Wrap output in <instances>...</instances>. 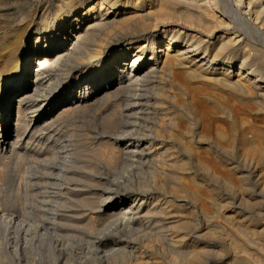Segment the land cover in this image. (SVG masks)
I'll return each instance as SVG.
<instances>
[{
	"label": "bare ground",
	"instance_id": "6f19581e",
	"mask_svg": "<svg viewBox=\"0 0 264 264\" xmlns=\"http://www.w3.org/2000/svg\"><path fill=\"white\" fill-rule=\"evenodd\" d=\"M220 1L9 0L8 3L6 2L3 13L7 20L0 26V151H10V160L14 157L17 159L21 146L30 143L38 134V137L54 135L53 132L57 129L55 125L64 118L73 117L75 113L77 115L83 113L96 105L123 101L125 97L120 98L122 95L127 93L129 96L128 92H137L141 87L152 82L157 83L155 87L157 91L155 96L147 98L138 96V93L130 96L131 98L126 97L124 101H127V113L123 115L120 113L122 116L119 118L111 115L106 117L103 115L104 118H101L100 124L104 134L102 137L103 139L108 137L109 140L100 143L98 158L112 166L120 154V157L122 155L125 159L128 158L130 163L137 161L136 167L148 168L147 171L143 169L140 171L138 185L135 183L137 186L134 187L131 184L132 187L125 189L124 191L128 192L127 196L115 191L118 190L116 187L114 191L106 192L108 185V187L105 185V190L100 189L101 185H98L96 190L103 191L105 195L109 193L106 197L104 194L100 196L99 206L95 203L96 196L94 197L93 193V195L87 194L89 190L95 188L92 184L96 183L95 175L91 174L87 163L79 165L81 162L78 163L77 160L75 162L69 160V163H54L62 156L58 150L59 156L55 153L50 155L47 161L49 163L43 166V174L30 186L33 189L30 192L23 191L24 203H21L26 204L27 209L18 212L10 208V212L5 214L0 208V264H30L31 258L37 254L41 259L40 252H44L46 242L59 243L55 239L56 236H61L63 239L61 244L59 243L61 248L56 251L55 248L53 251L55 259L59 258L58 264L62 260L72 262L76 259L74 253L70 252V247L81 241L89 242L92 248L97 250L110 247L106 248L108 252H105V255L98 252L99 258L94 257L97 262L94 260L91 263L86 260L87 263L82 264L209 263L210 258L208 261L205 256L217 248L215 242L204 240L203 233L206 229L209 232L216 230V217L220 216L216 208L220 206L225 208V203L222 202L227 203L230 199L235 210L233 209V214L229 213V215L222 213L224 214L222 220L226 218L225 222L230 219L238 223L240 222L238 217L241 216L240 199L234 194L231 195V192L228 193L230 194L228 197H219L220 194H217L216 179L220 180L223 177L217 170L218 163L228 166L229 175L223 178L224 184L232 191L236 186L243 195L250 193L248 191L251 187V168L242 165L244 170H241L239 165L235 166L233 163H264L263 120L259 119L262 125L257 126H249L247 121L241 118L238 122L233 119L227 104L216 102V87H220L223 88L221 91L240 95L243 101L254 103L253 109L264 116V72L260 71L257 65H253V63L259 64L263 51L257 50L251 54L246 50L248 48L245 46V49L244 44L238 41L239 39L236 40V36L229 31L233 22L228 21L225 17L226 12L219 8ZM222 1L227 6L246 3L254 8V19L257 20L264 15V0ZM16 2L35 6V11L19 9L20 7L15 6ZM230 16L234 15L230 14ZM32 18L39 21L34 25ZM257 20L255 19L259 22ZM234 25L235 28L238 27L235 22ZM113 28H119L121 35L107 36L106 31ZM143 39L145 41H142ZM5 73L9 77L4 82L2 75ZM202 89L206 91L203 92L206 93V99L212 102L214 113L218 110L217 105L221 110L220 115L232 122V131L223 129L224 125L220 127V124L209 128L210 124L209 129L200 127L197 105L194 104L196 98L193 100L195 102L191 100L195 93L198 90L201 93ZM140 93L143 94V89ZM224 97L225 95L223 99ZM235 104L233 105L236 106ZM123 105L125 106V103ZM120 106L122 108V105ZM204 121L205 126L209 121ZM142 122L148 124L151 122L154 126L144 128ZM121 127L122 131L119 130ZM117 129L125 135H113ZM96 131L98 132V128ZM250 133H255L256 136H248ZM237 145L241 148L239 154L236 151ZM80 158L82 159L83 156ZM100 174L103 176L102 173ZM96 177L99 178L97 175ZM34 180L35 178L26 180L22 178L18 183L19 189L25 181ZM16 186L17 184L12 185V189H16ZM251 196H255V193H251ZM14 197L17 196L11 191L10 201L14 200ZM130 197H134V200L128 203ZM252 198L256 199V196ZM36 209L39 212L38 217L34 215H37ZM84 209L91 213L95 212L90 216L91 220L97 219V215L105 214L109 224L107 222L105 228L95 230L91 225L92 221L88 219L87 223L84 222L86 224L79 226L81 217L86 214ZM241 221L246 222L243 218ZM230 224L229 227H232ZM239 225L240 228L237 229L243 227V237L245 232L252 236L250 240L247 239L251 245L262 244L264 248V223H249L246 228L241 222ZM233 226H236V223L233 222ZM216 236L212 235V238ZM234 239L237 240L236 237ZM230 240L233 238H229ZM90 245L86 249L89 250ZM261 246L259 249L262 250ZM222 247L221 249L225 246ZM248 248L241 247L242 254L231 259V263L228 261V264H259L261 261L258 256L262 255L255 257L253 253L251 254L253 250L250 252ZM219 250L220 248L218 252L221 253ZM43 261L42 259L40 263L42 264Z\"/></svg>",
	"mask_w": 264,
	"mask_h": 264
},
{
	"label": "rangeland",
	"instance_id": "374dc122",
	"mask_svg": "<svg viewBox=\"0 0 264 264\" xmlns=\"http://www.w3.org/2000/svg\"><path fill=\"white\" fill-rule=\"evenodd\" d=\"M154 1V0H153ZM9 2V0H0V26L2 25V22H5L7 19L4 17V9L6 8V4ZM222 3H223V5H222ZM225 2H223L222 0L220 1V3H219V8H221L222 9V11H224V12H226V18H227V20L228 21H232L233 23V25H234V22H235V24L239 27V29H238V27H236L235 28V25L233 26L232 24V26L231 27H229V31L231 32V33H233V36H236V40H238V41H240V42H242L243 44H244V48H245V46H246V48H248V49H246L247 51H249V53H251V54H254V52H256L257 50L259 51V50H262L263 52H264V47H262V46H264V34H262V33H264V24H261V23H264V15L263 16H261L259 19L260 20H257V18H255L257 21H259V22H256L255 21V19H254V17H255V14H254V8L253 7H249L246 3H239V4H232L231 6H227L226 5V3L224 4ZM223 7H222V6ZM15 6L16 7H20L19 9H25L26 11H30V10H34L35 11V6H32V5H29V4H22V3H18V2H16L15 3ZM240 6V7H239ZM234 9H233V8ZM249 7V8H248ZM223 8H225V10H223ZM227 8L229 9V10H227ZM231 8V9H230ZM29 9V10H28ZM220 9V10H221ZM40 10V9H39ZM237 10V11H236ZM40 11H42V10H40ZM233 11V12H232ZM227 12H229V13H227ZM236 12H237V14H236ZM240 12V13H239ZM3 14V15H2ZM228 14V15H227ZM230 14H233L234 16H232V17H234V18H232L231 16H230ZM237 15V16H236ZM241 15V16H240ZM45 16H47V15H45ZM229 18V19H228ZM231 18V19H230ZM2 19V20H1ZM33 20H31L32 22H33V24L35 25V23H37L39 20H37L36 18H32ZM251 20V21H250ZM240 21V22H239ZM249 23H248V22ZM261 21H263V22H261ZM238 22V23H237ZM256 22V23H255ZM243 24V25H242ZM259 24H261V25H259ZM248 25V26H247ZM233 27V28H232ZM235 28V29H234ZM163 29V28H162ZM220 29V28H219ZM240 29H243V30H240ZM112 30V31H111ZM111 30H107L106 31V35L108 36V35H112V36H118V35H121V31L119 30V28H113V29H111ZM240 30V31H239ZM245 33H244V32ZM247 32V33H246ZM219 33H221V32H219ZM235 33H236V35H235ZM248 34V35H247ZM262 34V35H261ZM244 35H246V37L244 36ZM247 36H249V38L247 37ZM262 38V39H261ZM251 39V40H250ZM247 40V41H246ZM253 40H255L256 42H254ZM142 41H145V39H143ZM248 41H252V42H248ZM241 43V44H242ZM248 43V44H247ZM260 43V44H259ZM252 44H258V45H260V46H258V45H252ZM262 44V45H261ZM250 45V46H249ZM254 46V47H253ZM261 47V49H259L258 47ZM154 47L156 48L157 47V45H156V43L154 44ZM257 47V48H256ZM263 48V49H262ZM149 49V48H148ZM151 49V48H150ZM250 49H251V51H250ZM263 52H261V56L263 57V59H262V57H261V59H260V62H259V64H256V63H253V65H257V67L260 69V71H262V72H264V53ZM262 60V61H261ZM261 63V64H260ZM263 63V64H262ZM9 77V75L7 74V73H5L4 75H2V79L4 80V82L6 81L5 79H7ZM152 84H154V85H152ZM148 85H149V88H148ZM151 86H153L154 87V89H153V87H151ZM157 86V83H154V82H152V83H149V84H147V85H145V86H143V87H141L140 89H139V91H135V92H128V95L129 96H127V93H126V95L124 94V95H122L120 98H123V97H125L124 99H123V101H112V102H109V103H103V104H101V105H96L95 107H90L89 109H86L85 110V112H83V113H81L80 112V114L78 113V115L76 114H74V115H72L73 117H68V119L67 118H64V119H62L61 121H59L56 125H55V127L57 128H53V129H56V131L55 132H53L54 133V135L52 136V135H48V136H45L44 137V135H41V137H38V135L37 136H35V138L33 139V140H31L30 141V143H28V144H26V143H24V145H22L21 146V150H19V152H18V154H17V159L14 157L12 160H10V156H11V153H10V151L8 152V151H0V208H1V210H3V212L2 213H9L10 212V208H12V210H16V211H18V212H21V211H25L26 209H27V205L26 204H22V203H24V200L22 199L23 197H24V194H23V191H25V190H27V192H30L32 189H33V187H30L32 184H33V182L35 183L36 182V180H38V177L40 176V175H42L43 174V166L46 164V163H49V162H47L48 161V159L50 158V155H52L53 153H55V154H57V156H59V154H58V152L62 155H60L61 157H58V160H57V162H54V163H65V162H67V163H69V160L70 161H72V162H75V160H77L78 161V163H80L81 162V164H79V165H83L84 163H87V165H88V169L90 170L91 169V174H94L95 175V177H94V182L96 181V183H94V184H92L93 185V187H94V185H95V188L92 190H89L88 192H87V194H90V195H93L96 199H95V203L97 204V205H101L100 204V196L102 197L103 196V191H101V190H96V187L98 186V185H101V186H99V188L100 189H102V190H105V188H106V186L108 185L110 188H114V187H116V188H118V190L116 189V188H114V189H111L110 190V188L108 187V189L106 188V192H112V191H114L115 189V191H119L120 192V194H128V192H125L124 190L125 189H128L129 187H132V186H134V187H136L137 185H138V182L137 181H139V177H140V174H141V170L143 169V170H145V171H147L148 170V168H143V166H142V168H138V167H136V165L137 164H135V163H137V161H134V162H132L131 161V163L129 162V160H128V158L127 159H125V156L123 157L122 155H121V157H120V154H118V158H117V160H116V164L114 163L112 166H109L104 160H102V159H100V158H98L99 156H98V149L100 148V143L101 142H103L104 140H106L107 139V141L109 140V138L107 137L106 139H103V128H102V124H100L101 123V120L104 118V116L106 117V116H109V115H111V116H118V118L120 117V116H122L123 115V113H127V109H128V107L126 108V106H127V101L125 102L124 100L126 99V97L127 98H131L130 96H134L133 94H137L138 93V96H141L142 98H147V97H151V96H155L156 95V87ZM142 89H143V94H141L140 92H142ZM221 89H223V88H218V87H216V99H217V104H223V103H225V104H227L228 106H229V112H230V114H232V117H233V119H235V120H237L238 122H240V120L241 119H244V120H246L247 121V125H249V126H257V125H262V123H264L263 121H264V116H262V114H260L259 112H256V110L255 109H253V107H254V103L252 104V102H246V101H243L242 99H241V96L240 95H234V93H230V92H228V91H225V90H222L221 91ZM154 90V91H153ZM203 90V91H202ZM201 91V93H200V90H198L196 93H195V95L193 96V99L191 100V101H193L195 98V101L197 102H195V101H193V102H195L194 104H195V106L197 105V113L199 114V118H200V127H202V128H205V129H209V128H214V125L216 126V124H217V126H219V124H220V127H222L223 125H224V127H222L223 129L224 128H226L225 130H228V131H232V122L230 121V120H228V119H226V118H224V117H222L220 114H221V110L219 109V107H217V105H216V109L218 108V110H216V113H214V109H213V106H212V102H210V101H208L207 99H206V93H203V92H206L204 89H202ZM146 92V93H145ZM219 92V93H218ZM132 93V94H131ZM148 93V94H147ZM131 94V95H130ZM220 94H221V97H219L220 96ZM146 95V96H145ZM225 95V97H224V99L226 100H224L223 99V96ZM229 95V96H228ZM236 96V97H235ZM136 97H137V95H136ZM219 97V98H218ZM239 97V98H238ZM221 98V99H220ZM198 99V100H197ZM199 99H200V101H199ZM235 99H237V100H235ZM233 100H235L234 102H233ZM203 101V102H202ZM115 102H117L118 103V105L120 106V105H122V108H121V106L119 107L118 105H117V103L116 104H114ZM242 104H241V103ZM121 103V104H120ZM125 103V106L123 105ZM236 103V104H235ZM205 104V105H204ZM209 104V105H208ZM232 104V105H231ZM233 104H235L236 106H234ZM102 105H103V107H102ZM204 105V106H203ZM212 107H211V106ZM111 106V107H110ZM200 106V108L198 109V107ZM242 106V107H241ZM105 107H107L108 109L106 110V108ZM114 107V108H113ZM124 107V108H123ZM205 107V108H204ZM207 107H209V108H211V109H209V108H207ZM230 107H232V108H230ZM234 107V108H233ZM238 109H237V108ZM101 108V109H100ZM111 108H112V110H111ZM121 108V109H120ZM103 109V110H102ZM204 109V110H203ZM232 109V110H231ZM237 109V110H236ZM244 109V110H243ZM253 109V110H252ZM88 110H90V111H88ZM116 110V111H115ZM126 110V111H125ZM205 110H207V111H205ZM209 110V111H208ZM251 110V111H250ZM255 110V112H253ZM110 111V112H109ZM118 111H119V115H118ZM122 111V112H121ZM200 111V112H199ZM220 111V112H219ZM236 111V112H235ZM239 111V112H238ZM245 111V112H244ZM92 112V113H91ZM106 112H109V114L108 113H106ZM112 112H114V114L112 113ZM204 113V115H202L203 113ZM207 112H208V114L209 115H207ZM211 112H212V114H211ZM242 112V113H241ZM104 113V114H103ZM111 113V114H110ZM122 115H121V114ZM242 115H241V114ZM81 114H84V115H81ZM86 114V115H85ZM94 114H95V116H94ZM106 114V115H105ZM113 114V115H112ZM202 116H201V115ZM206 114V115H205ZM81 115V116H80ZM90 115V116H89ZM104 115V116H103ZM213 115H215V116H213ZM237 115H239V116H237ZM92 116V117H91ZM204 116L206 117L205 119H204ZM241 116H243V118L241 117ZM245 116V117H244ZM249 116V117H248ZM259 116V117H258ZM75 117H77V118H75ZM89 117V118H88ZM91 117V118H90ZM202 117V118H201ZM207 117H209L210 118V120H209V118H207ZM238 117V118H237ZM248 117V118H247ZM256 117V118H255ZM261 117V118H260ZM71 120H70V119ZM95 118V119H94ZM102 118V119H101ZM216 118H218V119H216ZM239 118H241V119H239ZM251 118H253L252 120H250ZM258 118V119H257ZM66 119V120H65ZM75 119V120H74ZM89 119V120H88ZM216 119V120H215ZM259 119H262L263 121H262V123H261V120H259ZM93 120V121H92ZM120 120V119H119ZM204 120H206V122L207 121H209V122H207L206 123V125L204 126L203 124H205L204 122ZM212 120V121H211ZM218 120V121H217ZM224 121V122H222V121ZM250 120V121H249ZM257 120H258V122H257ZM98 121V122H97ZM100 121V122H99ZM154 121V119H152V122ZM64 122V123H63ZM72 122V123H71ZM92 122V123H91ZM214 122V123H213ZM217 122V123H216ZM226 122V123H225ZM255 122V123H254ZM66 123V124H65ZM68 123V124H67ZM143 124V126H144V128H146V127H150V125H151V127L153 128V126H154V124H152L151 122L148 124V123H145V122H142ZM63 126H62V125ZM95 124V125H94ZM98 126H97V125ZM146 124H148V125H146ZM211 124V125H210ZM70 125H71V127H70ZM210 125V126H209ZM101 126V127H100ZM208 126H209V128H208ZM216 126V127H217ZM59 127H61V128H59ZM92 127V128H91ZM98 128V132H100V133H98L97 131H96V129ZM73 128H75V129H73ZM95 128V129H94ZM230 128V129H229ZM101 129V130H100ZM119 129V128H118ZM118 129L115 131V132H113V135H125V133L123 134V133H120V132H118ZM74 132H73V131ZM120 131H122V127L119 129ZM69 131V132H68ZM93 131V132H92ZM102 132V133H101ZM94 133V134H93ZM74 134V135H73ZM78 134V135H77ZM100 134V135H99ZM63 135V136H62ZM95 135H96V137H95ZM99 135V137H97ZM252 135V136H251ZM52 136V137H51ZM71 136H73V137H71ZM77 136V137H76ZM79 136V137H78ZM248 136H251V137H254V136H256L255 135V133H250V134H248ZM63 138V139H62ZM74 138V139H73ZM37 139L39 140V141H37ZM96 140V141H95ZM100 140V141H99ZM47 141V142H46ZM49 141V142H48ZM81 141V142H80ZM45 142H46V144H45ZM99 142V143H98ZM40 145H39V144ZM52 144V145H51ZM65 144V145H64ZM94 144H95V146H94ZM26 145V146H25ZM50 145V146H49ZM80 145L82 146V147H80ZM54 146H55V148H54ZM65 146V147H64ZM67 146V147H66ZM75 146V147H74ZM77 146V147H76ZM79 146V147H78ZM91 146H93V147H91ZM26 147V148H25ZM57 147V148H56ZM69 147V148H68ZM45 148L47 149V150H45ZM80 148H82V149H80ZM93 148V149H92ZM94 148H96V149H94ZM237 153L239 154V152H240V150H241V148L239 147V145H237ZM57 149V150H56ZM120 150H121V148H119ZM50 150V151H49ZM59 150V151H58ZM66 152H64V151ZM94 150V151H93ZM22 151V152H21ZM58 151V152H57ZM62 151V152H61ZM87 151V152H86ZM21 152V153H20ZM68 152V153H67ZM93 152V153H92ZM95 152H97V153H95ZM47 154V155H46ZM67 156H66V155ZM87 154V155H86ZM95 156H94V155ZM205 153H203V155H204ZM7 155V156H6ZM89 155H91V156H89ZM92 155H93V157H92ZM41 156V157H40ZM44 156V157H43ZM47 156V157H46ZM68 157L67 159L66 158H64V157ZM80 156L82 157L83 156V158L81 159L80 158ZM89 156V157H88ZM37 157H39V158H37ZM91 157V158H90ZM122 157L124 158V159H122ZM40 158H41V160H40ZM60 158H62V159H60ZM64 158V159H63ZM88 158V159H87ZM21 159L23 160V161H21ZM90 159V160H89ZM46 160V161H45ZM62 160V161H61ZM101 160V161H100ZM7 161V162H6ZM122 161H124V162H122ZM95 162V163H94ZM101 162H103V163H101V165H100V163ZM127 162V163H126ZM25 163L26 164H28L27 166L25 165ZM99 163V164H98ZM104 163H105V165H104ZM135 165H134V164ZM138 163H142V162H139L138 161ZM102 164H103V166H102ZM118 164V165H117ZM219 165H217V170H219L218 172H221V176H223L222 178H220V180L219 179H216V182H217V186H216V188H217V194L219 195L220 194V196L219 197H228V196H230V194H228V193H230L231 192V195L232 194H234V196L237 198V199H240L239 201H241V208H240V214H241V216H239L238 218L240 219L239 221L242 223V225L246 228V225L248 224L249 225V223H259V224H262V223H264V189H260L261 187L262 188H264L263 186V184H264V163H244V164H242V163H233V165H235V166H238V167H240V169L241 170H244L243 168L244 167H249L248 169H250V171H251V180H250V186L251 187H254V188H251V187H249L250 188V190L248 191V192H250V193H245V195H243L242 194V192H241V190L239 191V189L235 186V190L234 191H232L230 188H228V186L226 185V184H224L225 183V181H224V179L223 178H225V177H227L228 175H229V171H227L228 170V166H227V169H226V166L223 164V163H218ZM223 164V165H222ZM41 165V166H40ZM95 165H96V167H95ZM98 165V166H97ZM123 165V166H122ZM125 165H127V166H125ZM129 165V166H128ZM132 165L135 167H132ZM244 167H243V166ZM5 168L4 170H3V167ZM39 166V167H38ZM90 166V167H89ZM116 167V168H114V167ZM255 168H254V167ZM7 167V168H6ZM42 167V168H41ZM93 167V168H92ZM107 167V168H106ZM112 167V168H111ZM124 167V168H123ZM128 167H130L129 169H127L126 170V168H128ZM222 167H224V168H222ZM1 168H2V170H1ZM34 168V169H33ZM95 168V169H94ZM97 168V169H96ZM99 168V169H98ZM110 168H111V170H110ZM246 168V169H247ZM23 169V170H22ZM24 169H26L25 171H24ZM104 171H103V170ZM139 170V172H137L138 170ZM226 169V170H225ZM101 170V171H100ZM107 170L108 171H110V172H107ZM137 170V171H136ZM103 171V172H102ZM105 171H106V173H105ZM126 171V172H125ZM136 171V172H135ZM227 171V172H226ZM5 172V174H3V173ZM16 172V173H15ZM21 173V175H20V173ZM94 172V173H93ZM135 172V173H134ZM254 172V173H253ZM261 172H263L262 174H261ZM5 176H3L2 174ZM100 173H102V175L104 176H101V174ZM139 173V174H138ZM246 173V172H245ZM259 173H260V175H259ZM109 174V175H108ZM111 174V175H110ZM119 174H120V176H119ZM23 175H24V177H23ZM28 175V176H27ZM36 175V176H35ZM96 175L97 176H99V178L98 177H96ZM225 175V176H224ZM21 176V177H20ZM30 176H32V177H30ZM108 176V177H107ZM125 176V177H124ZM130 176V177H129ZM134 176H136V177H134ZM253 176V177H252ZM256 176H258V177H256ZM260 176V177H259ZM103 177V178H102ZM134 177V178H133ZM255 177V178H254ZM22 178H24V180H26V179H29V178H35V180L34 181H32V182H29V181H25L24 183H23V186L19 189V187H18V183H19V181L21 180ZM112 178V179H111ZM120 178H122V180L120 179ZM127 178V179H126ZM130 178V179H129ZM7 179V180H6ZM20 179V180H19ZM96 179V180H95ZM111 179V180H110ZM120 179V181H118ZM137 179V180H136ZM254 179H257V180H254ZM12 180V181H11ZM131 180V181H130ZM263 180V181H262ZM11 181V182H10ZM102 181H104V183L102 182ZM124 181V182H123ZM126 181H128V182H126ZM254 181V182H253ZM256 181V182H255ZM114 182H116V183H114ZM123 182V183H122ZM127 183V185L128 186H126V183ZM252 182H253V184H252ZM4 183H6V184H4ZM111 183V184H110ZM124 183H125V186H124ZM130 185H129V184ZM133 183H134V185H133ZM137 185H136V184ZM255 183V184H254ZM257 183V184H256ZM14 184H17V186H16V189H12V185H14ZM25 184V185H24ZM104 184V185H103ZM115 184H116V186H115ZM123 184V185H122ZM131 184H132V186H131ZM220 184V185H219ZM235 184V183H234ZM252 184V185H251ZM106 185V186H105ZM226 187V190H225V187ZM113 186V187H112ZM221 186H223V188H220ZM25 189H24V188ZM3 188V189H2ZM219 188V189H218ZM237 188V189H236ZM120 189V190H119ZM253 189V190H252ZM255 189V190H254ZM260 189V190H259ZM9 190V191H8ZM109 190V191H108ZM122 190V191H121ZM11 191H12V193L15 195V196H17L16 198L14 197V200H12V201H10V199H12V198H9L10 197V194H11ZM20 193H19V192ZM94 191H95V193H94ZM226 191H227V193H226ZM260 193H259V192ZM236 192H237V194H236ZM262 192V193H261ZM93 193V194H92ZM99 193V194H98ZM100 193H101V195H100ZM239 193V194H238ZM251 193L253 194V193H255V196H256V199L255 198H252V197H255V196H251ZM258 193H259V195H258ZM4 194V195H3ZM7 194V195H6ZM19 194H21V196L19 195ZM109 193H107L106 195H105V197L108 195ZM244 197H243V196ZM19 196H20V198H19ZM127 196V195H126ZM261 196H263V197H261ZM239 197V198H238ZM245 197H246V199H245ZM248 197V198H247ZM259 199H258V198ZM261 197V198H260ZM134 197H130L128 200V203L129 202H132V200H134L133 199ZM258 199V200H257ZM5 200V201H4ZM7 200V201H6ZM21 200V201H20ZM243 200V201H242ZM257 203H259V204H256V202ZM230 201V202H229ZM232 200H230V199H228V201H227V203L226 202H222V204H224L225 203V208H223V207H218V208H216V210H217V212H218V214L220 215V216H218L217 215V219H216V230L213 232V231H210L209 232V230L208 229H206L205 230V232L203 233L204 234V236H203V238H204V240H207V241H212L213 243L215 242L216 244V250H214L213 252H211V253H209V254H207L205 257H206V259L208 260L209 258H210V261H209V263L208 264H228L229 262L231 263L232 262V260L231 259H233V258H235L236 256H239V255H241L242 253H241V247H243V246H247V248L248 249H250V252H251V254L253 253L254 255H255V257H257L258 255H262L261 257L260 256H258V258H260V261L261 262H259V264H264V248H263V245L261 246L260 244L259 245H251L249 242H248V240L247 239H251V235L249 234V233H247L246 234V232H245V235H244V237H243V227H242V225H241V229H237V227H238V225H239V223L240 222H238L237 223V221H235V220H230V219H227V222H229V223H231L232 224V227H229V223H227V222H225L226 221V218L224 219V221L222 220L223 219V215L224 214H222V213H226V214H228L229 215V213L230 214H233V212L232 211H234L235 209L234 208H232V204H233V201L231 202ZM251 201V202H250ZM259 201V202H258ZM261 201V202H260ZM22 202V203H21ZM229 203H231V204H229ZM4 204H5V206H4ZM244 204V206L245 207H250V208H245L244 206H242ZM246 204V205H245ZM12 205H14L13 207H12ZM23 205H25L24 207H23ZM4 207V208H3ZM6 207V208H5ZM31 208H33L34 206H30ZM231 207V208H230ZM263 208V209H262ZM234 209V210H233ZM5 210V211H4ZM84 210H86V209H84ZM226 210V211H225ZM248 210V211H247ZM263 210V211H262ZM36 212H37V215L36 214H34L36 217H38L39 216V212H38V209H36L35 210ZM97 211H99V210H97ZM221 211V212H220ZM236 211H238V210H236ZM259 211H260V214H261V212H263V214H259ZM217 212H216V214H217ZM251 214H250V213ZM256 212V213H255ZM257 212H258V214H257ZM5 213V214H6ZM93 213H95V212H93ZM93 213H91L89 210H86V214H84V216H82L81 217V223L79 224V226H81V225H84V224H86L87 223V221H88V219H90L91 220V218H90V216L93 214ZM245 213V214H244ZM255 214V215H254ZM248 217H247V216ZM249 215H250V217H249ZM259 215V216H258ZM84 217V218H83ZM243 218L244 220H246V222L245 221H241V218ZM257 217V218H256ZM218 218H220V219H218ZM238 218H237V220H238ZM260 218V219H259ZM222 220V221H221ZM259 220V221H258ZM83 221V222H82ZM92 222H91V225L94 227V229L95 230H98V229H102V228H105L106 227V225H107V217H106V215L105 214H100V215H97V219H92L91 220ZM219 221V222H218ZM221 221V222H220ZM230 221H232V222H230ZM84 222H86V223H84ZM222 222H224V223H222ZM233 222H234V224L236 223V226H233ZM261 222V223H260ZM227 223V224H226ZM243 223H245V224H243ZM108 224H109V222H108ZM218 224H220V225H218ZM231 224H230V226H231ZM238 224V225H237ZM204 225H205V223H204ZM228 225V226H227ZM105 226V227H104ZM225 226L227 227V228H225ZM240 226V225H239ZM99 227V228H98ZM212 227H214V226H212ZM235 227H236V229H235ZM215 228V227H214ZM222 228V229H221ZM227 229L229 232H231V233H228V231L226 230L225 231V229ZM229 228V229H228ZM231 228V229H230ZM238 228H240V227H238ZM219 229V230H218ZM232 229H234V230H232ZM242 230V231H241ZM217 231V232H216ZM235 231L238 233V236H237V233H235ZM220 232V233H219ZM239 232H240V234H239ZM242 232V233H241ZM209 233H210V235H209ZM213 233H216V234H213ZM220 234V235H219ZM229 234V235H228ZM232 234V235H231ZM209 235V236H208ZM212 235L214 236V235H217L216 236V238L215 237H213L212 238ZM229 237H228V236ZM241 235V236H240ZM239 236H240V238H239ZM59 237V238H58ZM234 237H236V239L237 240H235L234 239ZM248 237V238H247ZM209 238V239H208ZM229 238L231 239V238H233V240H230L229 241ZM55 239L56 240H58V242L61 244V240H63L62 239V237L61 236H56L55 237ZM59 239H60V241H59ZM246 239V240H245ZM238 240H240V241H238ZM231 241H233V242H231ZM237 241V242H236ZM232 244H231V243ZM238 242H239V245H237L238 244ZM242 242V243H241ZM47 243V244H46ZM45 244L46 245H44L43 247L45 248L44 249V252H40V257H41V259L36 255V256H33L32 258H31V260H30V264H39L40 263V261H42V259L44 260L43 261V263L42 264H58L59 262V258H58V260L57 259H55V255H53L54 253H53V251H54V249L55 248H57V249H55V251L56 250H58L59 248H61L60 246H59V243H56L55 244V242L54 243H52V244H54V246H52L51 247V243H49V242H46ZM237 246H235L234 244ZM237 243V244H236ZM247 243H249V244H247ZM90 245V243L89 242H86V241H81V242H79V243H77V244H75V245H73L72 247H70L69 249H70V252H73L74 253V255L76 256V259H74L72 262H73V264H77V262H78V264H82V263H87V261L86 260H88V262H91V263H93L94 262V260H95V258L94 257H96V258H99V256L97 255L98 254V252H101V254L102 255H105L108 251L106 250V248L107 247H105V250L104 249H96V248H92V245H90V247H89V250L88 249H86V248H88V246ZM218 244V245H217ZM241 244V245H240ZM245 244V245H244ZM81 245H82V247H81ZM233 245V246H232ZM243 245V246H242ZM85 246V247H84ZM224 248H223V247ZM258 246V247H257ZM259 246H261V248H262V250L261 249H259L260 247ZM221 247L223 248V249H221ZM231 247H232V249H231ZM236 247V248H235ZM46 248H48V252H46ZM65 248V247H64ZM110 248V247H109ZM109 248H107V249H109ZM220 248V250L219 251H221V253H219L218 252V249ZM230 248V250H227V249H229ZM83 249V250H82ZM77 250V251H76ZM85 250H87V251H85ZM222 250H224V251H222ZM225 250H227V251H225ZM258 250H260V252L258 251ZM75 251V252H74ZM81 251V252H80ZM89 251V252H88ZM219 253V255H217V253ZM254 251H256V252H254ZM261 251H262V253H261ZM77 252V253H76ZM80 252V253H79ZM90 252H93V253H91L90 254ZM96 252V253H95ZM106 252V253H105ZM224 252H226V253H224ZM44 253H46V254H44ZM79 253V254H78ZM87 253V254H86ZM225 254V255H223V254ZM231 253H233V254H231ZM45 256H44V255ZM212 254V255H211ZM215 254V255H214ZM81 255V256H80ZM88 255V256H87ZM90 255L92 256V257H90ZM100 255V254H99ZM234 255V256H233ZM86 256L88 257V258H86ZM217 256V257H216ZM219 256V257H218ZM224 256V257H223ZM208 257V258H207ZM221 257V258H220ZM223 257V258H222ZM225 257H227V258H225ZM232 257V258H231ZM37 258V259H36ZM45 258V259H44ZM47 258V259H46ZM213 260H212V259ZM262 258V259H261ZM78 259L80 260V261H78ZM83 259V260H82ZM206 259H204L205 261H206ZM217 259H219V260H217ZM35 260V261H34ZM36 260H38V261H36ZM40 260V261H39ZM83 262H82V261ZM220 260H222V261H220ZM225 260H227V261H225ZM34 261V262H33ZM48 261V262H47ZM96 261V260H95ZM229 261V262H228ZM50 262V263H49ZM67 262V263H66ZM72 262H71V260H68V261H65V260H62V261H60V264H72ZM76 262V263H75ZM97 262V261H96ZM166 264H168L167 262H165ZM41 264V263H40Z\"/></svg>",
	"mask_w": 264,
	"mask_h": 264
}]
</instances>
